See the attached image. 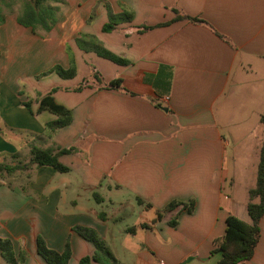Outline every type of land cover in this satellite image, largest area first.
Instances as JSON below:
<instances>
[{
    "label": "crops",
    "instance_id": "obj_1",
    "mask_svg": "<svg viewBox=\"0 0 264 264\" xmlns=\"http://www.w3.org/2000/svg\"><path fill=\"white\" fill-rule=\"evenodd\" d=\"M20 1L0 4V163H27L31 146L71 151L58 156L65 172L30 165L0 174V238L21 264H49L38 236L58 252L69 246L67 264H78L95 248L76 226L95 230L115 258L108 264H213L226 216L250 222L233 177L231 193L223 190L225 132L257 131L256 166L264 0H66L47 33L17 22ZM125 12L130 21L119 17ZM110 14L116 23L105 32ZM90 36L127 63L77 46ZM56 64L72 65L74 76L49 71ZM116 78L119 88L106 86ZM52 88L71 121L50 130L56 116L38 107ZM248 115L256 119L249 126ZM172 200L193 207L162 211ZM259 229L242 264H264V213ZM0 264H9L1 253Z\"/></svg>",
    "mask_w": 264,
    "mask_h": 264
},
{
    "label": "trees",
    "instance_id": "obj_2",
    "mask_svg": "<svg viewBox=\"0 0 264 264\" xmlns=\"http://www.w3.org/2000/svg\"><path fill=\"white\" fill-rule=\"evenodd\" d=\"M7 0H0V4ZM66 0H21L19 11L17 13V22L23 26L30 27L33 32L42 31L49 32L58 21V11L60 5H65ZM175 19H180L185 16L178 14L177 10ZM121 20L130 21L131 13L125 12L119 16ZM192 21L201 20L193 17H187ZM120 20V19H118ZM3 18L0 14V23ZM115 16H109V21L102 26L105 32L111 31L115 26ZM76 44L79 48L86 51H94L98 55L107 58L118 64H126L127 60L120 58L110 51L106 50L100 42L93 36L88 37L84 41L82 38L76 39ZM49 71H54L62 78H71L75 74L74 67L70 65L67 69L62 68L59 64L54 65ZM94 79L101 83V78L98 73H94ZM121 80L119 78L107 82L109 88H119ZM83 83L77 86L74 90L81 89ZM56 88H52L50 92L42 96L39 100L38 110H47L56 116L55 119L45 124L46 129H55L64 127L71 121V113L64 106L56 103L51 95ZM28 107V104H25ZM259 121L264 127V114L259 116ZM71 151V148H59L56 151L52 148H39L37 146L30 147V157L27 163L7 165L0 163V174L6 172L14 173L18 169H26L30 165L36 167L49 166L58 172H65L68 168L58 161V156ZM138 201H141L137 198ZM186 207L191 211L193 202L188 203L178 200H172L166 204L162 211L173 210L178 206ZM246 211L250 217V222H244L238 217L228 214L225 218V227L222 235L216 237L212 241V249L210 255L219 253V258L213 264H242L249 260L254 252L257 244L260 229L259 221L264 213V135L262 137L258 161L256 165L255 183L254 186L248 189V201L246 203ZM161 218V212L158 211L156 219ZM173 223V222H172ZM76 231L85 239L89 240L94 245V252L91 255L83 256L79 259L78 264H92V262H101L102 258L106 259L103 264L115 262L110 250L97 237L95 230L87 227L76 226ZM36 246L38 254L49 264H67L70 257L69 246L66 245L63 251L58 252L48 248L41 237H37ZM0 253L1 256L9 264H21L23 255L19 254L18 259L15 258L10 240L0 238Z\"/></svg>",
    "mask_w": 264,
    "mask_h": 264
},
{
    "label": "rangeland",
    "instance_id": "obj_3",
    "mask_svg": "<svg viewBox=\"0 0 264 264\" xmlns=\"http://www.w3.org/2000/svg\"><path fill=\"white\" fill-rule=\"evenodd\" d=\"M71 52V50H70ZM72 85L81 84V79L77 78L74 81L70 82ZM67 82L68 85H70ZM262 98H264V92L261 94ZM257 111H262L264 113V105L262 103ZM247 126L254 123L256 119L250 118L248 115ZM260 122V121H259ZM259 126L262 128V125ZM243 133V131H236L234 134H230L231 138H229V134L226 131L225 135L229 139V145L225 151V169H226V179L224 181V191L226 194L231 193V186L229 185V179L233 177L236 181L235 195L248 200L247 187L254 186L255 179V161H256V152H254V141L257 137V131L250 136ZM241 139L238 140V137ZM14 183H17L18 180L13 179Z\"/></svg>",
    "mask_w": 264,
    "mask_h": 264
},
{
    "label": "built area",
    "instance_id": "obj_4",
    "mask_svg": "<svg viewBox=\"0 0 264 264\" xmlns=\"http://www.w3.org/2000/svg\"><path fill=\"white\" fill-rule=\"evenodd\" d=\"M162 263V262H161Z\"/></svg>",
    "mask_w": 264,
    "mask_h": 264
}]
</instances>
